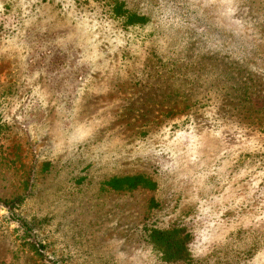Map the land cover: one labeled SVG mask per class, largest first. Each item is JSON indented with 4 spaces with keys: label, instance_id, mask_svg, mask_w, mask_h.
<instances>
[{
    "label": "rangeland",
    "instance_id": "374dc122",
    "mask_svg": "<svg viewBox=\"0 0 264 264\" xmlns=\"http://www.w3.org/2000/svg\"><path fill=\"white\" fill-rule=\"evenodd\" d=\"M263 129L264 0H0V264H264Z\"/></svg>",
    "mask_w": 264,
    "mask_h": 264
},
{
    "label": "trees",
    "instance_id": "16d2710c",
    "mask_svg": "<svg viewBox=\"0 0 264 264\" xmlns=\"http://www.w3.org/2000/svg\"><path fill=\"white\" fill-rule=\"evenodd\" d=\"M116 8H118V18H125V27L146 25L147 19L144 16L129 12L124 8L123 3H118ZM115 183L118 184V188L122 189H137L140 187L154 189L156 187V183L151 178L144 175L118 177V179L115 180ZM186 235L187 234H184L181 230H175V227L169 229H155L150 232V237L153 238V241L159 244L162 260L167 263L188 261V238ZM33 247L37 252H41V249L43 248L34 245Z\"/></svg>",
    "mask_w": 264,
    "mask_h": 264
}]
</instances>
